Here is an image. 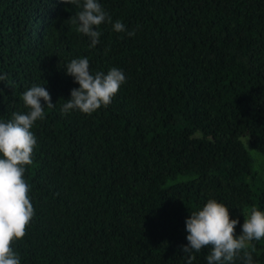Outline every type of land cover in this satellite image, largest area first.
I'll return each instance as SVG.
<instances>
[{
    "label": "trees",
    "instance_id": "trees-1",
    "mask_svg": "<svg viewBox=\"0 0 264 264\" xmlns=\"http://www.w3.org/2000/svg\"><path fill=\"white\" fill-rule=\"evenodd\" d=\"M98 2L112 19L90 46L72 21L83 0H0V120L29 111L34 85L55 105L31 129L35 214L13 249L21 264H188L185 221L209 199L236 235L253 205L264 211V0ZM77 58L126 77L90 115L62 112ZM244 251L264 264V239Z\"/></svg>",
    "mask_w": 264,
    "mask_h": 264
},
{
    "label": "clouds",
    "instance_id": "clouds-1",
    "mask_svg": "<svg viewBox=\"0 0 264 264\" xmlns=\"http://www.w3.org/2000/svg\"><path fill=\"white\" fill-rule=\"evenodd\" d=\"M65 4H75L78 0H62ZM98 0H83V9L74 18L78 22L77 31L91 39V45L99 43L102 23L111 22ZM117 33L125 31V25L117 20L113 25ZM135 35V31L127 33ZM66 74L74 78L79 85L70 92V99L63 105L62 112L77 109L84 114H92L99 108L107 107L118 93L126 77L122 70L111 68L105 74L89 71L87 58L72 59L66 67ZM4 76H0L3 80ZM27 113L13 112L11 119L0 120V264H21L13 242L21 240L27 234V227L35 214L31 202L30 185L24 178L27 165L33 163V151L37 138L31 131L37 120L45 117V106L51 109L55 105L44 86L34 85L22 95ZM41 101L44 103L42 104ZM245 146L247 147V140ZM237 219H231L229 209L215 199H209L202 209L190 214L186 219V239L188 245L183 248L189 254L188 264L194 258L193 252L210 248L206 256L207 264H232L241 251L250 247V242L264 239V211L255 205L244 218L241 234L236 235ZM246 264H253L251 252L244 251Z\"/></svg>",
    "mask_w": 264,
    "mask_h": 264
}]
</instances>
